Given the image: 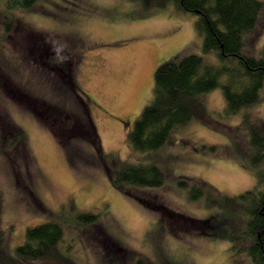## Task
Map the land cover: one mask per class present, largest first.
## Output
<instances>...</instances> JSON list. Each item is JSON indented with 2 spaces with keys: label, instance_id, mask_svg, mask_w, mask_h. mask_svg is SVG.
<instances>
[{
  "label": "rangeland",
  "instance_id": "rangeland-1",
  "mask_svg": "<svg viewBox=\"0 0 264 264\" xmlns=\"http://www.w3.org/2000/svg\"><path fill=\"white\" fill-rule=\"evenodd\" d=\"M259 1L244 44L254 58L264 51ZM4 16L0 257H9L0 264H21L14 249L28 228L46 222L61 226L65 259L43 264H253L240 238L247 216H229L242 209L219 202L259 188L247 123L264 129V85L236 112L226 109L221 88L203 94L151 158L127 141L151 102L158 66L188 55L220 66L203 54L195 16L125 0H36L11 20ZM216 82L227 80L220 74ZM148 163L163 174L161 186H113L120 166Z\"/></svg>",
  "mask_w": 264,
  "mask_h": 264
},
{
  "label": "trees",
  "instance_id": "trees-1",
  "mask_svg": "<svg viewBox=\"0 0 264 264\" xmlns=\"http://www.w3.org/2000/svg\"><path fill=\"white\" fill-rule=\"evenodd\" d=\"M125 1H139L144 8L149 6L157 10L165 9L167 4H172L177 10L195 16L194 26L202 37L203 54L213 53L220 64V66L207 65L203 63L202 57L188 55L178 63L158 66L154 72L151 102L143 108L133 129L127 135V141L133 151L151 158L152 153L167 143L175 128L191 119L193 110L198 109L196 100L216 88H221L225 95L226 109L232 112L250 106L256 100L255 95L257 97L264 85V51L260 57H251L246 54L244 44L246 35L251 33L257 24L259 13L263 8L261 1ZM35 3L36 0H0L3 8V13L0 14L11 20L16 11H27ZM9 24L10 22L6 21V30ZM222 63H226V66L221 67ZM220 74L227 82L223 84L216 82ZM247 124L249 148L253 155L250 163L255 169L259 188L243 193L240 198L235 199L237 202L229 197L223 198L224 203L219 202V206L227 207L229 203L240 206L238 209L242 211H234L229 216L237 212H243L247 216L244 232L240 236L244 241V252L253 264H264V163H262L264 129L254 123ZM111 180L113 186L119 190H123L126 185L153 189L162 185L163 174L153 163L122 165ZM197 192L200 194L191 197L202 195L200 189ZM81 219L90 222L95 217L84 215ZM61 240L62 228L57 223L46 222L36 225L26 230L25 242L14 249L13 256L21 264H43L50 258L65 259V255L58 249ZM8 257V255L0 257V261L3 263Z\"/></svg>",
  "mask_w": 264,
  "mask_h": 264
}]
</instances>
